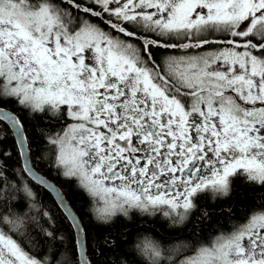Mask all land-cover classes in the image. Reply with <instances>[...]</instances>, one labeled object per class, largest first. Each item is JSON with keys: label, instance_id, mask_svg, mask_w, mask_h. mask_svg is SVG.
<instances>
[{"label": "snow or ice", "instance_id": "obj_1", "mask_svg": "<svg viewBox=\"0 0 264 264\" xmlns=\"http://www.w3.org/2000/svg\"><path fill=\"white\" fill-rule=\"evenodd\" d=\"M7 103L26 116L0 106L18 162L0 153V264H264V196L241 219L202 206L237 176L264 187V0H0ZM45 162L98 224L135 212L179 231L97 243ZM26 174L56 194L70 246Z\"/></svg>", "mask_w": 264, "mask_h": 264}, {"label": "trees", "instance_id": "obj_2", "mask_svg": "<svg viewBox=\"0 0 264 264\" xmlns=\"http://www.w3.org/2000/svg\"><path fill=\"white\" fill-rule=\"evenodd\" d=\"M0 106H3L10 111H14L19 115L26 116L25 113H20L18 111V106H16L14 103H7ZM0 129H3L6 132V136L3 139H0V153L11 152L12 156L5 158V162L10 167L17 165L16 144L14 142L11 129L8 124L3 121H0ZM34 151H36V149H34ZM38 170L46 176L52 178L51 175L53 173V168L47 166V162L41 164ZM23 179L32 184L37 193L39 201L43 206L50 209L54 217L57 218L58 227L68 237V239L65 241V246H70L71 241L75 238V233L70 227H68L69 221L65 218L64 213L60 210L51 194L45 188L34 183L27 176V174L23 177ZM61 183L66 189L67 197L73 206L71 207L76 212V214L82 218V222L88 225L89 234L95 239L97 243L102 241L106 235L111 234L112 236H119L121 233L125 232L128 233V239H132L133 235L138 229L145 230L146 227H151L153 225L161 236L171 237L175 231H179L170 229L168 227V222L162 216L143 217L135 212L132 213L133 218L131 221H128L124 217L120 216L111 225L98 224L92 216L91 199L87 197L86 194H84L80 189H78L74 182L61 181ZM233 185L234 190L230 197L218 199L214 203L211 202L209 198L205 197L202 206L213 209L232 207L234 214L233 219H241L245 215L248 206L254 203V197L264 196V187L248 183L242 176H237L233 181ZM24 210L27 211V208ZM216 221H219V223L217 224ZM191 223L192 222L190 221L188 225H186L185 229L180 232L182 236L187 237L189 235L187 229L191 227ZM209 224L213 228H220L226 224V217L223 215H218L214 217L213 221H210Z\"/></svg>", "mask_w": 264, "mask_h": 264}, {"label": "flooded vegetation", "instance_id": "obj_3", "mask_svg": "<svg viewBox=\"0 0 264 264\" xmlns=\"http://www.w3.org/2000/svg\"><path fill=\"white\" fill-rule=\"evenodd\" d=\"M37 171L40 173L41 171H39L37 169ZM42 173V172H41ZM56 173V174H54ZM42 175H44L45 177H49V176H46L45 174L42 173ZM52 178L49 177L48 179H50L60 190V192L63 194V196L65 197V199L67 200V202L69 203V205L71 204L70 200L68 199L67 197V192H66V189L65 187L63 186V184L61 183V181H70V180H67L65 179L64 177H62L58 171L56 169L53 168V173H52ZM246 181V180H245ZM35 183V182H34ZM37 185L41 186L40 184L36 183ZM75 184V183H74ZM76 186V185H75ZM42 187V186H41ZM77 187V186H76ZM78 188V187H77ZM79 189V188H78ZM82 191V190H81ZM49 192V191H48ZM83 192V191H82ZM50 193V192H49ZM84 193V192H83ZM51 194V193H50ZM85 194V193H84ZM51 196L53 197V195L51 194ZM87 196V195H86ZM88 197V196H87ZM54 201L56 202V204L58 205V207L60 208V210L62 211L61 207L59 206V203L57 202V200L53 197ZM92 203V202H91ZM72 206V204H71ZM73 207V206H72ZM75 209V208H74ZM92 210V208H91ZM63 212V211H62ZM64 213V212H63ZM65 215V214H64Z\"/></svg>", "mask_w": 264, "mask_h": 264}, {"label": "water", "instance_id": "obj_4", "mask_svg": "<svg viewBox=\"0 0 264 264\" xmlns=\"http://www.w3.org/2000/svg\"><path fill=\"white\" fill-rule=\"evenodd\" d=\"M9 126V125H8ZM11 132H12V130H11ZM13 134V133H12ZM37 173H38V175H41L42 177H44L41 173H39L38 171H37ZM28 176V175H27ZM29 177V176H28ZM33 182H35V183H37L33 178H31V177H29ZM49 183H51L52 185H54L58 190H59V188L52 182V181H50L49 179H47L46 177H44ZM43 188H45L47 191H49L52 195H53V197L57 200V202L59 203V201H58V198L56 197V194L54 193V192H52L51 191V189H49L46 185H41ZM60 191V190H59ZM62 194V193H61ZM63 195V194H62ZM64 200H65V203H67L68 205H69V203L67 202V200L65 199V197H64ZM70 207H71V205H69ZM72 208V207H71ZM72 210H73V208H72ZM73 212L76 214V212L73 210ZM77 215V214H76ZM78 216V215H77ZM79 217V216H78Z\"/></svg>", "mask_w": 264, "mask_h": 264}]
</instances>
